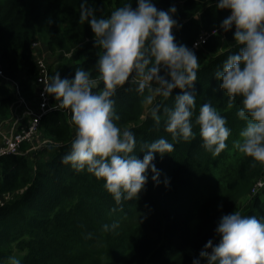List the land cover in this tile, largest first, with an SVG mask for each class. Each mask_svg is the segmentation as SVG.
<instances>
[{"label": "trees", "instance_id": "trees-1", "mask_svg": "<svg viewBox=\"0 0 264 264\" xmlns=\"http://www.w3.org/2000/svg\"><path fill=\"white\" fill-rule=\"evenodd\" d=\"M123 2L91 0L97 16L110 15ZM154 2L162 9L176 5L182 27L173 29L175 41L189 47L203 34L220 29L228 15V10L216 8V0ZM79 17L80 0H0V119L11 116L16 100L12 83L4 78L18 82L30 100L36 97L33 43L39 39L62 62L56 70L50 68L51 76L59 71L61 77L72 78L77 67L98 75L95 64L102 50L94 45L87 21ZM233 31L214 35L195 50L199 68L195 136L190 140H172L163 112L157 123L135 84L126 82L117 89L115 122L135 133L134 153L139 158L145 143L162 136L175 145L163 157L156 154L159 180L153 181L149 170L137 199L117 204L103 180L61 162L76 133L70 110L54 109L43 117L35 137L42 144L36 150L27 153L34 143L25 142L20 154L0 156V264H9L12 256L22 264H193L209 239L219 241L215 228L222 214L238 209L264 217V164L253 166L250 157L235 149L233 141L244 126L237 115L240 99L229 107L215 78L217 68L236 50ZM67 53L75 57L67 58ZM179 91L174 89L173 97ZM173 97L165 103L172 106ZM204 102H211L231 129L228 147L219 155L205 149L195 124ZM113 221H118L115 229L103 228Z\"/></svg>", "mask_w": 264, "mask_h": 264}, {"label": "clouds", "instance_id": "clouds-1", "mask_svg": "<svg viewBox=\"0 0 264 264\" xmlns=\"http://www.w3.org/2000/svg\"><path fill=\"white\" fill-rule=\"evenodd\" d=\"M125 0L110 15L97 16L91 0H80V19L87 21L94 34V45L102 50L95 67L98 75L77 67L72 78L59 71L49 78L44 93L57 101L56 108L70 110L76 126L70 150L61 162L77 171L86 170L104 181L105 189L117 204L137 199L148 181L159 180L154 159L174 150V143L160 137L145 143L142 159L134 153L135 133L115 121L114 95L120 86L135 84L143 102L150 106L153 119L166 117L165 130L173 141L190 140L193 109L196 107L195 82L199 61L194 44L177 43L173 29L182 24L175 17L177 7L158 8L154 0ZM215 6L228 10L220 29H233L236 50L230 52L215 72L219 89L231 107L239 98L238 117L244 121L235 149L251 158L255 166L264 164V0H216ZM101 84L103 85L101 87ZM174 89H180L173 97ZM145 90L147 94L144 95ZM173 97L172 106L165 103ZM203 146L213 155L226 147L231 129L226 117L211 102L200 105L195 116ZM169 183L168 178L165 184ZM118 221L104 224L115 229ZM215 233L193 259V264H264V217L245 215L240 210L222 214ZM9 264H22L9 257Z\"/></svg>", "mask_w": 264, "mask_h": 264}, {"label": "built area", "instance_id": "built-area-1", "mask_svg": "<svg viewBox=\"0 0 264 264\" xmlns=\"http://www.w3.org/2000/svg\"><path fill=\"white\" fill-rule=\"evenodd\" d=\"M229 14V12H228ZM223 35L221 29L212 31L211 33L203 34L194 44L198 46L195 47V50L203 48L207 43L210 37L214 35ZM42 42L37 40L33 43L34 56L36 58V64L38 69V75L36 78L37 92L34 100L29 101L22 92L21 85L8 78H4L6 81L12 83L14 88V94L16 100L11 105V115L14 114L17 117V121L13 124L15 125L13 129L4 134L3 141L0 145V156L11 155V154H20L21 146L25 142L34 143L35 137L39 131L40 123L43 117L50 111L56 108V103L53 104V96L44 93V86L49 81L51 77L50 67L46 62V57L48 54L42 50ZM0 77H4L2 67L0 64ZM63 112H69L68 109H61ZM22 113L24 120L18 122L21 118L17 113ZM26 118V122H25ZM33 144L30 150H33ZM30 152V151H27ZM263 184L259 183L258 186L261 187ZM0 203L3 201L0 199Z\"/></svg>", "mask_w": 264, "mask_h": 264}, {"label": "rangeland", "instance_id": "rangeland-1", "mask_svg": "<svg viewBox=\"0 0 264 264\" xmlns=\"http://www.w3.org/2000/svg\"><path fill=\"white\" fill-rule=\"evenodd\" d=\"M39 41L42 42L41 43L42 44V50L45 51L48 54V56L46 57V62L48 64V66L50 68L54 67V70H56L58 67H60L59 65L62 64V62H60L61 60L59 59V56H57V54L52 55L50 53V51L46 48L45 43L41 39H39ZM64 56L67 57V58H71V57L74 58L75 57V55L73 53H67V54H64ZM27 99L29 101H31L29 98H27ZM17 115L21 118L18 122H21V121L24 120V118L22 117L23 116L22 113L18 112ZM16 121H17V117L14 114H12L9 117V119L7 118L6 120L0 121V125L5 127V130H4V128L0 126V129H2L1 131H3V132L0 131V145H1L2 141H3V136L2 135H4L6 130H9L8 132H10L13 129V127L15 126L13 124ZM25 122H26V118H25ZM41 144H42V141L39 138H36L35 142L33 144V147H34L33 150H36L38 147H40ZM31 150H29V151H31Z\"/></svg>", "mask_w": 264, "mask_h": 264}, {"label": "crops", "instance_id": "crops-1", "mask_svg": "<svg viewBox=\"0 0 264 264\" xmlns=\"http://www.w3.org/2000/svg\"><path fill=\"white\" fill-rule=\"evenodd\" d=\"M8 119H9V118H8ZM3 120H6V119H0V121H3ZM0 126H1V125H0ZM1 127H3V126H1ZM3 128H4V130H5V127H3ZM1 130H2V129H0V131H1ZM8 131H9V130H6L4 134H7ZM1 132H3V131H1ZM2 136H4V135H2Z\"/></svg>", "mask_w": 264, "mask_h": 264}]
</instances>
